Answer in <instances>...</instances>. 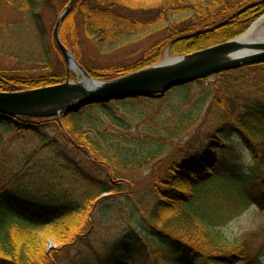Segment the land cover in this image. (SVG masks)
Returning <instances> with one entry per match:
<instances>
[{
    "label": "trees",
    "instance_id": "obj_1",
    "mask_svg": "<svg viewBox=\"0 0 264 264\" xmlns=\"http://www.w3.org/2000/svg\"><path fill=\"white\" fill-rule=\"evenodd\" d=\"M40 1L43 0H22L18 8L35 6ZM68 2L62 0L59 10ZM115 7L129 12L157 11L159 20L187 9L192 12L183 27L169 24L167 37L136 61L88 68L95 79H113L156 63L170 42L171 53L183 54L227 41L242 34L264 14V0H78L60 26V35L68 28L63 43L75 53L79 12L89 30H101L107 35L105 24L134 30L158 22L122 16ZM259 65L263 64L253 66ZM66 78V71L33 76L0 72V91L38 88L64 82ZM187 85L170 91L184 90ZM117 102L88 105L60 119L0 114L3 130L36 135L35 148L33 143L31 147L39 154L37 168L28 174L34 179L31 188L0 184V264H59L58 250L88 240L95 214L99 211L107 217L119 203L128 212L123 230L106 243L89 244L84 253L69 261L64 259L65 264H255L259 257L251 256L246 241L226 240L220 227L252 200L264 208V103L251 99L238 114L224 109L227 118L209 142L194 149L186 144L188 150L177 163L165 153L173 139L149 129H145L146 140L152 141L145 153L137 154L126 132L138 124L114 112ZM96 109L108 116H94L92 111ZM233 136L249 151L251 166L226 178L217 190L204 189L214 173L217 148L227 146L226 140ZM68 148L87 154L94 167L107 165L112 177L92 176ZM145 166L152 167V184L144 196L149 201L143 202L132 182L116 181L115 174L117 169L131 171ZM201 190L205 196L213 197L201 201ZM48 238L61 248L47 251Z\"/></svg>",
    "mask_w": 264,
    "mask_h": 264
},
{
    "label": "rangeland",
    "instance_id": "obj_2",
    "mask_svg": "<svg viewBox=\"0 0 264 264\" xmlns=\"http://www.w3.org/2000/svg\"><path fill=\"white\" fill-rule=\"evenodd\" d=\"M21 1L3 0L0 2V72L11 76L67 72L65 61L53 41L54 25L64 8L59 10L62 0H54V2L43 0L35 6L24 5L18 8ZM113 9L122 16L158 22L149 23L146 27L134 30H121L115 23L105 24L104 26L109 31L107 35L101 30L94 32L89 30L84 24L83 14L79 12L76 16L78 40L75 53L69 50L86 71L92 67L127 65L136 61L155 43L167 37L169 24L172 23L177 28L183 27V23L189 21V14L192 12L187 9L181 14L164 15L159 20L157 11L129 12L121 7ZM67 30L68 28L61 35L59 33L62 43L64 42L63 35ZM69 37L68 39L72 40L70 39L72 36ZM170 44L163 49V56L159 61L197 51L174 54L170 52ZM67 76L70 80L80 78L71 71L67 72ZM71 76L73 78H70ZM251 99L264 103V64L218 73L190 83L184 90L170 91L162 98L139 96L118 100L113 108L117 115H124L138 124L126 132L132 139L137 154L145 153L148 142L152 141L146 140L145 129H149L173 139V144L165 153L179 163L181 157L185 155L184 152L188 150L186 144L191 149L203 147L227 118L225 111L238 114L241 107ZM92 113L97 117L108 116H103L98 109L93 110ZM114 131L120 133L119 129ZM36 140L37 137L32 132L3 130V127H0L1 185L5 183V186L10 187L14 183V185L20 187L22 185L26 188L34 185L32 182L34 179L28 178V174L37 168L35 161L39 154L37 155L31 147L33 143V148H35ZM226 142L227 146L217 148L216 165L213 166L214 173L205 182L204 189L212 187L217 190L223 186L226 178L240 174L251 166L252 157L238 138L233 136ZM68 150L70 155L92 176L104 179L109 175L112 177L113 173L107 165L94 167L90 164L87 154L72 148ZM151 172V166L131 171L117 169L115 179L116 181H131L136 193L140 195V198L143 197L144 202V200L149 201V198L144 199V196L152 184ZM253 194L255 195V192ZM212 197L213 195L205 196L202 190L198 192V198L203 202ZM119 206L120 203L114 205L107 217L98 211L94 216V227L89 239L68 246L64 250L59 249L57 252L59 264H65L64 259L69 261L84 253L88 250L89 244L96 246L97 243H106L122 231L128 212L123 208L124 205L122 208ZM220 228L224 238L228 241L244 239L251 256L259 257L255 264H264V208H261L258 203L252 200L249 205L227 219ZM56 248H61V245L48 238L46 250Z\"/></svg>",
    "mask_w": 264,
    "mask_h": 264
},
{
    "label": "water",
    "instance_id": "obj_3",
    "mask_svg": "<svg viewBox=\"0 0 264 264\" xmlns=\"http://www.w3.org/2000/svg\"><path fill=\"white\" fill-rule=\"evenodd\" d=\"M77 1L69 0L59 13L53 28V41L65 61L67 72L72 71L71 68L77 69L83 79L70 80L67 76L64 82L53 85L19 91H0V114L60 119L62 115L76 112L88 105L139 96L158 97L173 88L221 72L264 64V41L242 42L239 38L243 33L192 53L166 58L120 77L105 81L95 80L59 38L60 25ZM263 16L264 14L259 18Z\"/></svg>",
    "mask_w": 264,
    "mask_h": 264
},
{
    "label": "bare ground",
    "instance_id": "obj_4",
    "mask_svg": "<svg viewBox=\"0 0 264 264\" xmlns=\"http://www.w3.org/2000/svg\"><path fill=\"white\" fill-rule=\"evenodd\" d=\"M239 40L242 42H253L257 40L264 41V16L259 18L256 22H254L247 29V31L239 38ZM241 52H244V50ZM71 70L74 71L77 74V76H80L79 80L83 79L82 75L79 73L77 69L71 68Z\"/></svg>",
    "mask_w": 264,
    "mask_h": 264
}]
</instances>
